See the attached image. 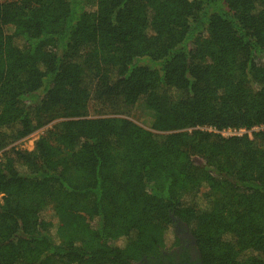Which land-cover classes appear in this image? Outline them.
I'll return each instance as SVG.
<instances>
[{
	"label": "trees",
	"instance_id": "1",
	"mask_svg": "<svg viewBox=\"0 0 264 264\" xmlns=\"http://www.w3.org/2000/svg\"><path fill=\"white\" fill-rule=\"evenodd\" d=\"M256 125L264 0L0 2V264L160 263L178 220L203 264H264V129H202Z\"/></svg>",
	"mask_w": 264,
	"mask_h": 264
},
{
	"label": "rangeland",
	"instance_id": "2",
	"mask_svg": "<svg viewBox=\"0 0 264 264\" xmlns=\"http://www.w3.org/2000/svg\"><path fill=\"white\" fill-rule=\"evenodd\" d=\"M4 1H9V0H0V2H4ZM93 71H94L92 72L93 74L94 73L103 74L105 71V67L102 66L101 68H99L98 66L97 68L95 67ZM86 114L88 117H98V116H109L110 112L105 106L101 104L98 98L94 97L90 100ZM130 118L134 120L136 123L143 125L147 128H149L151 125V118L149 115V111L145 105H141V104L138 105L133 111V114L130 116ZM54 123L55 122H52L44 126L36 127L35 130L29 136L17 141L15 143V147L26 151H33L35 148V141L41 135L52 134V132L54 131ZM194 160L197 164L202 163V158L199 156L197 157L195 156ZM207 196L211 201L216 202L220 198L221 194L218 192L210 191L207 193Z\"/></svg>",
	"mask_w": 264,
	"mask_h": 264
},
{
	"label": "flooded vegetation",
	"instance_id": "3",
	"mask_svg": "<svg viewBox=\"0 0 264 264\" xmlns=\"http://www.w3.org/2000/svg\"><path fill=\"white\" fill-rule=\"evenodd\" d=\"M176 233L179 236L180 243L166 253L169 256L163 262H138L137 264H203L196 239L183 221L178 220L176 223Z\"/></svg>",
	"mask_w": 264,
	"mask_h": 264
},
{
	"label": "built area",
	"instance_id": "4",
	"mask_svg": "<svg viewBox=\"0 0 264 264\" xmlns=\"http://www.w3.org/2000/svg\"><path fill=\"white\" fill-rule=\"evenodd\" d=\"M202 129H206L209 131H216L222 133L224 136H235V135H243V134H252L253 131H258L264 129V125H256L250 129L247 128H225L223 130H218L212 126H204ZM2 159V152H0V160Z\"/></svg>",
	"mask_w": 264,
	"mask_h": 264
}]
</instances>
